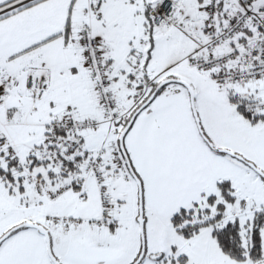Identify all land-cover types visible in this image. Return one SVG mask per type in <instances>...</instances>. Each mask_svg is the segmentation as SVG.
I'll return each mask as SVG.
<instances>
[{
	"label": "snow or ice",
	"instance_id": "snow-or-ice-1",
	"mask_svg": "<svg viewBox=\"0 0 264 264\" xmlns=\"http://www.w3.org/2000/svg\"><path fill=\"white\" fill-rule=\"evenodd\" d=\"M0 264H264V0H0Z\"/></svg>",
	"mask_w": 264,
	"mask_h": 264
}]
</instances>
